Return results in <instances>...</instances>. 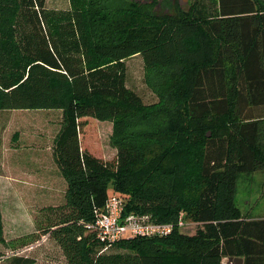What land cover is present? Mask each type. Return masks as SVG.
I'll return each mask as SVG.
<instances>
[{"label": "trees", "instance_id": "trees-1", "mask_svg": "<svg viewBox=\"0 0 264 264\" xmlns=\"http://www.w3.org/2000/svg\"><path fill=\"white\" fill-rule=\"evenodd\" d=\"M69 3L0 0V114L62 112L53 156L67 183L65 202L10 242L0 200V243L16 251L8 264H34L20 252L42 237L67 264H264V210L251 216L236 201L240 175L264 173V0L161 13L140 0ZM137 56L153 104L127 85ZM91 118L113 123V161L83 149ZM114 196L122 217L146 215L172 233L107 247L88 226ZM189 222L193 235L182 232Z\"/></svg>", "mask_w": 264, "mask_h": 264}, {"label": "rangeland", "instance_id": "rangeland-1", "mask_svg": "<svg viewBox=\"0 0 264 264\" xmlns=\"http://www.w3.org/2000/svg\"><path fill=\"white\" fill-rule=\"evenodd\" d=\"M149 3L151 0H140ZM187 10L195 0H178ZM47 7L70 9L69 0H47ZM158 13L168 12L157 6ZM127 85L140 95L145 104L157 102L156 95L145 82V67L141 56L127 61ZM81 134L84 150H89L105 161H113L117 150L112 146V122L94 118ZM3 146L0 151V200L4 235L7 242L35 231L34 220L43 208L59 206L65 202L67 183L53 156L54 139L62 125V112L58 110H12L0 114ZM15 133L19 136L14 138ZM236 201L242 211L257 216L264 210V173L242 174L238 180ZM249 215V216H250ZM198 226L187 223L182 232L193 235ZM32 251L21 254L32 258L34 264H67L60 248L50 240H43ZM109 250L108 252H111ZM0 243L4 254L0 264L15 253Z\"/></svg>", "mask_w": 264, "mask_h": 264}, {"label": "built area", "instance_id": "built-area-1", "mask_svg": "<svg viewBox=\"0 0 264 264\" xmlns=\"http://www.w3.org/2000/svg\"><path fill=\"white\" fill-rule=\"evenodd\" d=\"M123 208L124 201L121 198L117 196L110 198L105 208L97 212L96 222L88 226V229L95 231L98 240L107 247L126 238L164 237L173 231V225L156 223L146 215L122 217ZM38 243L28 247L25 251H32Z\"/></svg>", "mask_w": 264, "mask_h": 264}, {"label": "flooded vegetation", "instance_id": "flooded-vegetation-1", "mask_svg": "<svg viewBox=\"0 0 264 264\" xmlns=\"http://www.w3.org/2000/svg\"><path fill=\"white\" fill-rule=\"evenodd\" d=\"M155 2V8L157 6L162 7L164 10L168 12H172L177 9V5L184 9L182 5L178 2V0H151L149 3H154Z\"/></svg>", "mask_w": 264, "mask_h": 264}, {"label": "water", "instance_id": "water-1", "mask_svg": "<svg viewBox=\"0 0 264 264\" xmlns=\"http://www.w3.org/2000/svg\"><path fill=\"white\" fill-rule=\"evenodd\" d=\"M230 264H243V258H229Z\"/></svg>", "mask_w": 264, "mask_h": 264}, {"label": "crops", "instance_id": "crops-1", "mask_svg": "<svg viewBox=\"0 0 264 264\" xmlns=\"http://www.w3.org/2000/svg\"><path fill=\"white\" fill-rule=\"evenodd\" d=\"M257 216H260L262 217L263 216V213L257 215ZM244 260V259H243ZM223 264H230V261H229V258H225L224 261H223ZM244 264V263H243Z\"/></svg>", "mask_w": 264, "mask_h": 264}]
</instances>
